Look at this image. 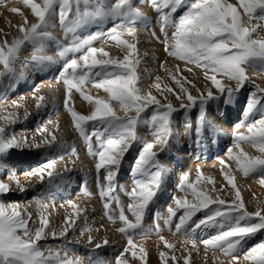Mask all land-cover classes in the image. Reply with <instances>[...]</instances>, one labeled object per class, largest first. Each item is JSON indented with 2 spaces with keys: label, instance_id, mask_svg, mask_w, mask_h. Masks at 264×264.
Segmentation results:
<instances>
[{
  "label": "snow or ice",
  "instance_id": "6c2138e0",
  "mask_svg": "<svg viewBox=\"0 0 264 264\" xmlns=\"http://www.w3.org/2000/svg\"><path fill=\"white\" fill-rule=\"evenodd\" d=\"M149 2L158 14L159 30L162 34V38L160 36L156 38L165 45L168 56L203 70L205 81L203 89L197 87L196 83L187 77L178 78L181 71L179 65L175 66L174 72H170L171 79L179 86L178 91L168 86L161 90L160 77H157V83L151 86L161 91L166 103H162L161 99L153 94L151 87L147 91L141 88L139 74L141 58L136 25L143 23L147 26L149 18L135 6L133 0H43L42 4L35 0H23V4L30 8L37 18L36 22L29 23L20 8H12L13 13L23 17V22L16 26L18 34L11 40L6 38L0 40V65H3L0 78H3L14 74L15 62L25 44L33 45L37 53L43 51L45 42L52 38V33L48 29L54 27L51 21L57 14L66 32H74L78 27L88 24H98L107 18L119 21L108 32V39L115 42L122 55L112 56L104 47H94L92 41L95 36L74 40L71 47H62L59 51L61 58H66L68 53H80L78 58L65 59L59 79L65 85L64 105L71 115L73 125L86 142L89 155L97 158L95 164L97 173L99 174L101 169L106 173L103 182L99 180V175L97 182L100 186V196L105 201L107 218L113 223L118 219L122 226L116 231L127 236V245L117 256L115 264H132L135 260L146 264L147 251L143 246L136 244L134 236L148 234L143 225L144 216L149 205L163 188L167 168L160 163L158 156L159 152L169 146V140L173 135V114L180 109L188 112L198 107L196 134L199 136L205 127L215 129L216 126L207 113L209 102L223 99L226 106L232 105L246 83H251L247 69L252 67L264 72V0H149ZM181 9L185 10L174 19L175 14ZM125 36L127 38H123ZM32 61L36 62L38 67L46 63H55L50 56L35 54ZM186 71L193 73V68L187 67ZM186 84L195 90V95L185 86ZM87 85L97 89V94H91ZM253 87L256 91L250 94L246 105L248 114L255 111L257 105L264 107L261 103L264 99V87L259 85ZM101 90L105 95L99 94ZM34 91L39 92V88H35ZM73 92L79 93L91 106L89 114L85 115L75 110ZM164 92L175 95V99L180 102V109L168 101V97L163 95ZM35 99L38 109L46 106V97L37 96ZM116 105L123 115L118 114ZM13 106L24 107L23 104L16 102H13ZM153 106L154 110L149 115H144ZM133 112L135 115L129 114ZM29 114L25 108L23 119H27ZM0 119L15 124L19 116L17 113H8L0 116ZM141 124L151 125L153 135L151 142L138 135L137 128ZM186 127L191 128V123ZM239 127L241 126L237 125L233 132V147L238 151L233 152L229 149V157L235 162L236 170L242 172L245 177L260 173V183L264 185V115L247 123L246 132H240ZM38 131L42 139L39 141L33 139L29 142L23 136L18 138L15 134L7 135L5 127L0 125V158L6 157L12 149L51 148L57 143L54 132L46 125ZM93 137L96 139V146L92 143ZM134 143H139L141 147L133 162L134 186L131 191L126 192L131 200L127 205V211L134 217L130 219L119 196L114 193L117 187L116 176ZM243 144L256 149L259 155L246 152ZM71 155H78L75 148L71 149ZM59 160H64V156H60ZM72 163L75 165V161ZM224 163L221 160V164ZM6 167L3 159H0V170ZM56 167L57 159H49L32 175L41 181L46 175L51 184L56 176L63 179V176L55 171ZM65 170L71 171L67 168ZM202 178L198 175L195 182H191L187 174L182 177L178 187L186 195L184 198H175L176 207L168 209L169 215L165 219V224L171 228L177 211L183 210L175 224L177 232L187 229L190 222L193 232L202 226L218 228L216 235L203 240L202 243L206 247L219 249L226 256H231V264H236L239 259L235 255L237 250L248 238L264 230V206L258 205L255 211H249L245 207L236 177L231 172L225 171L223 176L227 185L234 190V198L229 200L211 195L213 192L223 190V186L216 187L213 177L203 178L211 186L208 191L198 189ZM14 182L21 192L27 191L19 179H14ZM12 190L11 184L0 181V195H7ZM189 190L191 201L187 199ZM85 193L90 195L86 188ZM113 202L119 205L118 216L114 213ZM68 204L74 210V215L69 214L65 218L64 226L59 233L50 232L53 237L66 238L69 230L75 228L77 218L86 212L83 206L74 201L69 200ZM22 207L17 203L8 206L0 201V264H83L80 257L70 255L67 251L61 254V250L42 249L39 242L46 239L49 234V216L42 213L39 217V226L33 230L28 226L31 214L22 213L20 210ZM39 207L46 209L47 205L40 202ZM202 211L203 218L193 221V217ZM84 218L86 219V216ZM80 231L91 233L92 230L83 228ZM157 231H160L159 225ZM88 243L94 244L90 252L95 253L96 250L109 246L110 241L107 236L97 241L89 235ZM165 246L175 247L167 241ZM192 248H196L195 242ZM128 253L130 259L125 255ZM166 256L165 252L160 253L163 264H167ZM172 259L175 260L176 257L173 256ZM184 259L185 264H188L187 257ZM243 259L250 261L251 264H264V242L253 246ZM95 264H108V261L97 256Z\"/></svg>",
  "mask_w": 264,
  "mask_h": 264
},
{
  "label": "rangeland",
  "instance_id": "374dc122",
  "mask_svg": "<svg viewBox=\"0 0 264 264\" xmlns=\"http://www.w3.org/2000/svg\"><path fill=\"white\" fill-rule=\"evenodd\" d=\"M35 2L42 4L43 0H35ZM133 3L135 4L136 7H139L141 11H143L149 18L147 22V26H145V24L143 23H137L136 25L138 50H139L141 62L144 61L145 66L148 65L147 72L144 75H141V72H139L141 77L140 86L143 90L147 91L152 86V84L156 82L155 79L157 78V76L161 74L160 66L162 65L164 60H161L160 56H158L160 55L158 53V50L159 48L162 47L164 48L165 45L162 44L160 40L156 38L157 36H160L162 38V34L160 33L159 30L160 25L158 23V14L156 13L155 9L153 8L149 0H133ZM12 8H20L24 13V16L27 17L29 23L36 22L37 20V18L32 14L31 9L23 4V0H0V40L5 38L11 40L14 36L18 34L16 26L20 25L23 22V17L17 13H13L11 11ZM58 10L59 9L57 6V12ZM184 10L185 9H181L180 12L176 13L173 18L183 13ZM3 21L5 22L8 21L7 25L4 24ZM51 23L54 25V27L49 28L48 31L52 33V38L45 42L43 51L37 53L33 45L25 44V46L21 50L28 49L32 51V55H30L29 57L24 53L22 54L21 53L22 51H20L19 54L20 59L18 58L17 62H15V65L21 62L20 65L23 66L26 65V67L32 65L33 68L38 70L37 77L34 80H31V78L25 80L24 76L17 77L19 81L17 82V84L18 83L20 84V81H22V83L25 84L22 87L16 84L17 87L14 90H10V91L6 89V87L3 86V83L1 82L0 106L2 111H12V109L15 108L13 106V102L20 100L21 97L27 98L30 101L32 100L36 101L35 97L37 96L45 97L44 84H46L49 81H55L57 79V81L62 85V91L56 90L55 93H53L55 98L52 100V102L46 103L48 107L47 106H45L46 108L41 107L42 110L40 111L39 115H37L36 117L38 118L37 120L40 122L39 127H43L46 125L48 129L54 132L55 136L57 137V143L54 144L51 148H48L49 150L50 149L52 150L49 151L46 157L43 156V158H38L39 157L38 156L37 161L36 160L31 161L27 167L25 166L26 164L24 160L21 159V156H18L16 161L11 162V164H13L11 169L7 166L6 169L0 170V181L4 182L6 180H9V178L19 179L20 182L24 184L25 188L27 189V191L21 192L19 189L13 188V190L9 192L7 195H0V201H2L5 205L8 206H10V203L11 204L17 203L22 205L23 207L20 209L22 213L24 214L31 213V220L29 221L28 226L30 229L33 230L36 227H38L39 217L41 216V214L42 213L48 214L50 221L49 230H48L49 234L47 235L46 239H43L39 242V245L42 249L46 250L51 248L53 250H61V254L67 251L70 255L80 257L81 260L83 261V264H95V259L97 256L103 258L104 260H106V258L109 256V258L112 260H110L108 264H115L117 256L121 252H123V249L127 245V236L116 231L119 236V240L117 242L115 241L110 242L109 246L102 249H98L96 250L95 253H91L90 250L94 248V244L88 243V236L93 234L92 232L81 233L80 231V229L83 228H90L88 224H85L87 222L83 221V218L88 213L87 210L89 208H92V211L94 212L100 211V215L102 214L101 215L102 223L103 222L106 223L107 226H109V228L116 230L118 227L122 225L121 222L117 219V222H115L117 223L116 224L117 227H115V223H113L107 218V210L104 208L105 201L100 196V186L97 182L98 175H99V180L103 182L106 173L103 169H101L98 174L96 172V168H93V165L95 167L97 158H94L91 155H89L88 146L84 141L83 137L75 129L71 115L67 111L64 105L65 85L59 79L60 73L65 63V59L70 60L72 58H78L80 53H68L66 58H61L59 56V51L61 50L62 47H71L74 40H82L90 36H95L96 38L92 41L94 47L97 48L108 47V50L112 56L122 55L121 50L115 45V42L108 39V32L112 27L116 26V24H118L119 21L114 20L112 18H107L98 24H88L85 26L78 27L74 32H66L64 28H62L58 14L52 18ZM253 23H256V21H253ZM123 38H127V37L125 36ZM142 40H143L142 42L143 45L139 46V44H141L140 41ZM142 48L143 49L145 48L147 50L146 51L147 53H145V55L140 54ZM34 54L50 56L53 58L55 63H46L45 65H43L44 67L43 66L38 67L36 62L32 61V57ZM154 62L156 63L154 64ZM47 64H50L51 66ZM158 65L159 67H157ZM49 66L53 68V71H51V73L49 74L50 76L46 74V69L50 68ZM250 69L256 74H259L260 78L257 80H251V83H246L244 89H242L240 94L237 95L235 102L232 105L227 106V111H226L227 113L218 121L219 125L218 123L217 124L215 123L217 129L220 125L223 124L229 125V127H233V128H237V125H240L241 127H239L240 129L238 130H240V132H246L247 123H251L254 120H258L261 118L262 115H264V107H261V105H257V109L253 111L251 114H248L247 112L246 105L250 98V94L256 91L253 85H259L261 87H264V72H261L257 68H252V67L248 68L247 71ZM14 76H16V73L13 74L12 78H16ZM37 87L39 88V92L34 91V89ZM86 87L88 88L91 94L93 95L97 94V89H95L91 85H87ZM153 89L154 88L151 87V91L153 92V94L157 95V97L161 99L162 103H166L167 101H165L161 96V91L158 92V91H154ZM99 94L105 95V93H103L102 90L99 91ZM163 95L168 97V101L171 102L174 101V99L173 100L169 99V97H171L172 95L171 93L164 92ZM172 97H175V95L173 94ZM72 101H73V107L77 112L87 115L91 111V106L80 96L79 93L73 92ZM219 102L221 101H217L216 104ZM261 103L264 104V99H262ZM175 104H177V102L174 103L173 105L177 109H180V105H175ZM210 104L211 102H209L207 106V111ZM49 105L51 106L49 107ZM115 107L118 111V114L123 115V112L119 110V106L116 105ZM154 108L155 106L149 108L147 113L144 115L146 116L149 115L154 110ZM196 109L197 108H193L188 112H184L183 109H180L179 111L174 113L173 125H172L173 129L175 127L174 123L176 120V117L174 116L177 115L178 118L179 115L178 118L179 120L177 122L178 123L177 126L179 127L180 126L179 122L182 121L180 117L182 118L187 114L188 118L189 117L193 118ZM129 114L135 115L134 112ZM57 117H60L61 119L57 120ZM4 127L6 129V132H8V134H16L17 131L22 130V125L20 123L16 125L12 124L11 127H8V125L7 126L5 125ZM89 131H91V125H89ZM234 131L235 130H232L230 132L231 134H229V139L225 141L224 146L219 147L216 153L215 152L212 154L206 153L194 159L195 161L194 164L200 165L196 172L188 171L189 166L187 161L185 162L181 161V159L185 160L187 157L193 155L194 152H189L186 155H184L183 151L186 149L184 145V147L181 148L177 153H174L173 152L174 149L172 145L174 139H172V136L169 140V146L164 151L159 152V156H158L159 161L167 168V174L165 175L163 188L158 194V196L154 199V201L149 205V208L144 216L143 225L145 231L148 234L146 236H142V235L134 236V240L136 244L138 246H143L146 249L147 257L148 259H150V261H152V264L155 263L163 264V261L160 260L161 252H165L167 254L166 256L167 264H185L184 258L189 257L191 254H197L199 259L212 260L214 264H231L232 262L231 256H226L219 249L206 247L202 243L203 240L208 239L213 235H216L219 231L218 228H214V227L205 228L202 226L200 228L201 230H198L197 232L196 231L193 232L191 231V227H192L191 225V227L189 228L190 230L181 229L180 232H177V230H175L176 227L173 226L174 228L173 231L175 232V234H172L174 233L172 232L169 235L172 226L171 228H169L168 226L167 227L165 226L166 228L164 227V224L160 220L161 218L160 212L157 209L158 206L161 205L164 211L165 210L168 211L167 208H169L168 206L170 204V199H172L174 196L175 198L185 197L186 194L182 192L178 186L182 182V177L186 174L189 176L191 182H195L198 175H201L203 178H207V177L215 178L216 187L220 188L221 186H223V190L219 192H213L211 193V195H213V197L219 196V198L221 199H226V200L231 199V195H233L234 193L232 192L233 190L231 189L230 185H227V182L224 181L223 179L224 172L228 171L231 172L233 175H235L237 183L241 177H244L242 172L236 170L235 162L231 160L229 157V149H231L233 152L238 151V149L233 147L234 136L232 132ZM137 132L138 135L141 136L143 139L149 142L152 141L153 135L150 124L139 125L137 128ZM217 134L218 135H216V137H208V135L206 134V127H205V129L199 134V136L196 134V130L195 131L192 130L190 133L189 140L191 142H196L197 140H199L201 141V143L203 142L208 143L209 141L215 140L218 146L219 145L221 146L220 143L221 136L219 134V131ZM92 143L94 146H96L95 137H93ZM247 146L251 147L248 144L242 145L244 150L246 149ZM140 147L141 145L139 143L133 144L132 149L124 158V161L119 170V174L116 176L117 187L115 189L114 194L119 196L120 201L125 206L126 215H128L130 219H134V217H132L131 212L127 211V205L131 203V200L129 196L126 195V192L131 191V189L134 186V178L132 174L133 162L139 153ZM72 148L76 149L78 155L76 156L71 155ZM181 151L183 152L182 155L180 154ZM60 156H64V160H59ZM10 159H11L10 156H6L4 157L3 161L4 163L6 162L5 164L7 165V161H9ZM49 159H57V167L55 171L57 173H60L63 176V179H61L60 176H56L51 184L49 183V179L47 178L46 175L43 181H41L38 177L36 178L27 177V180L29 181H26V179H24L25 173L35 172L40 165L44 164ZM221 160H223L225 163L221 164ZM73 161H75V165H73L72 163ZM66 168L71 169V171H66L65 170ZM95 173H97L96 176ZM219 176L221 178H219ZM258 177L249 178L248 176V178L246 177V179L248 180V183H250L253 180L260 181L261 176ZM203 178L201 180V184L198 185L197 187L198 189L208 191V189L211 186L208 185L206 183V179ZM85 188L87 189V192L90 193V195L85 193ZM172 189L174 190L178 189V192L174 194V190ZM165 191L168 192L166 193ZM162 194L163 195L165 194L164 195L165 198L163 197ZM160 196L164 198V199L162 198L163 199L162 201L164 202L163 203L161 201L162 204H159V200H161ZM166 196H168V199ZM187 199L189 201L192 200V196L190 195V190H189V194L187 195ZM69 200L74 201L75 203L83 206L86 209V212H84L82 216L77 218L75 228L69 230L66 238H61L59 236L53 237L50 234V232L55 231L59 233L62 230V227L64 226L65 218L69 214L74 215V210L68 204ZM40 202L47 205V208L41 209L39 207ZM60 202L63 203L64 206L63 208H61ZM112 207L114 213L118 216L119 205L113 202ZM181 212H183V210L177 211V217L174 218L175 220L174 222H172V224L173 223L176 224L178 222V218ZM203 216H204V212L202 211L200 213H197V215L193 217V220L195 219L194 221H197L198 219L203 218ZM35 217H37L38 219L37 221ZM154 223L156 224V226L152 225ZM157 225H159L160 231H157ZM261 232H264V230H262ZM261 232H258L254 236L250 237L251 240H246V242L237 250L235 255L238 256L239 259L237 260L236 264H251L250 261H245L243 257L245 254L248 253V251L253 246L261 243L260 241L261 239H263L262 235L264 234V233L261 234ZM177 234L179 235L177 236ZM161 236L163 237V239H161ZM103 237L104 234L101 235V238ZM181 237L183 238V240L180 241L178 238L181 239ZM68 241H70L71 243H67ZM165 241H167L171 245H175V247L174 248L166 247ZM193 242H195L196 248H192ZM189 252L191 253L190 255ZM125 255L129 259L131 258L130 253ZM173 256L176 257L175 260L172 259ZM204 256L206 257L204 258ZM199 262L201 264H207L205 262L203 263V261L201 260ZM213 263H209V264H213ZM132 264H142V262L139 260H135L132 261Z\"/></svg>",
  "mask_w": 264,
  "mask_h": 264
},
{
  "label": "bare ground",
  "instance_id": "6f19581e",
  "mask_svg": "<svg viewBox=\"0 0 264 264\" xmlns=\"http://www.w3.org/2000/svg\"><path fill=\"white\" fill-rule=\"evenodd\" d=\"M178 17H179V15L176 16L174 19H176ZM7 22L3 21V23L6 24V25H7ZM8 24H11V23H8ZM171 31L172 30L170 29L169 30V34L170 35H171ZM144 36H145V33H144ZM142 42H143V40L140 41L141 44H139V46L143 45ZM153 45H155V44H153ZM105 49L108 50V47H106ZM144 49L143 48L141 49L142 50L141 53H140L141 55H145V53H147L146 52L147 50L146 49L144 50ZM21 51H22L21 52L22 54L24 53L25 55H27L29 57H30V55H32V51H30L28 49H24V50H21ZM158 53L160 54L158 56H160L161 60H164V62L160 66V70H161L160 72H161V74L159 76H157V77H160L159 83L161 84V90H163V88L165 86H168V87H173L175 91H178L179 86L175 84V82L171 79V75H170V72H174L175 66H177V65H179V68L181 70L180 73H179V75H178V78H180V77H187L189 80H193L196 83L197 87H200V88L203 89L204 84H205V81L203 79V70L202 69L196 68L194 65H186L183 61H180L178 59H175V58H172V57L168 56L167 55V52L165 51V47L164 48L163 47L162 48H159ZM158 56H156V57H158ZM142 60H145V59H142ZM165 61L167 63H165ZM20 63L21 62H19L16 65H14L15 66V72H14V74L16 73V76H14V77H16V78H12L13 75L4 76L3 78H0V83L2 82L3 83V86H5L6 89H8L9 91L10 90H14L17 87V85H19L21 87L24 86L25 83H22V81H20V84L19 83L17 84V82H19L18 79H17V77L24 76L25 77L24 78L25 80H27L29 78H31V80H34L37 77L38 70H36L35 68H33L32 65L26 67V65L23 66V65H20ZM144 63L145 62L142 61L141 62V65L139 66L140 69H141V70L139 69L140 70L139 72H141V75H144L147 72L148 65L145 66ZM155 63L156 62H154V64ZM47 65H50V64H47ZM157 67H159V65ZM187 67H192L193 68V73L187 72L186 71V68ZM2 70H3V65H0V71H2ZM51 71H53V68H51V67L48 68V69H46V74L49 75L51 73ZM247 74L251 78V80H257V79L260 78V75L259 74H256L253 71H251V69L247 71ZM155 83H157V80H156ZM155 83H153L152 86ZM185 86L186 87H189L190 90L193 92L194 95L196 94L195 90L191 89V86L190 85H187L186 84ZM44 87H45L44 88L45 89L44 93H45V97H46V101L47 102H52L53 96H54L53 93H55L56 90L57 91H62V85L57 81V79L55 81H49V82H47L46 84H44ZM153 88H154L153 89L154 91H158V90L155 89V87H153ZM172 95H171V97H169L170 100H173L174 99L175 102L172 101V103L173 102L174 103L177 102V104H175V105H180V102L178 100H176L175 97H172ZM16 104H23L24 107L23 108H16L15 107L14 109H12V111H2L1 106H0V116L8 115V113H17L18 116H19V119L17 120V122L15 123V125L18 124V123H20L22 125V130L17 131L15 135L18 138L21 137V136L26 137L29 140V142H31L33 139H35L37 141H39L40 139H42V135L38 131V129L41 128V127H39L40 126L39 125L40 122L37 120L38 118H36L37 115H39V113H40V111L42 109L41 108H39V109L37 108V101H35V100L30 101L27 98L21 97L20 100H17L16 101ZM50 106L51 105H49V107ZM25 108L30 113L27 119H23ZM44 108H46V107L44 106ZM226 111H227V106L223 103V99H222L221 102H219L217 104H216V102H211V104L209 105V108H208L207 113H208V116L211 118L212 123L215 125V123L217 124L218 121L223 116L226 115V113H227ZM198 112H199V109L197 107L196 112L194 113V117L193 118H190V117L188 118L187 114L185 113L186 114L185 116H183L182 118L180 117V119H182V121L179 122L180 123V126L179 127L177 126V124H178L177 122L179 120L178 119L179 118V115H178V118H177V115L174 116V117H176V120H175V123H174L175 124V127L173 129V135H172V139H174L173 140L174 142L172 144L173 145V149H174L173 152L174 153H177L181 148L184 147V145L186 147V149L183 151L184 152V155H186L189 152H194L193 155H191L190 157H187L185 160L184 159L183 160L181 159V161H184V162L187 161L188 166H189L188 167V171H191V172H196L198 170L199 166H200L199 164L198 165H195L194 164V162H195L194 159L195 158L200 157V156H202L203 154H206V153H209V154H212L214 152L216 153L217 150L219 149V147L224 146L225 141L227 139H229V134H231L230 132L232 130H236L237 129V128L229 127V125H226V124L220 125L218 127V129H220L219 134L221 136V141H220L221 146L220 145L218 146V144L215 142V140L214 141H209L208 143H205V142L201 143V141H199V140H197L196 142H191L189 140L190 133H191L192 130H194V131L196 130L195 127H197ZM59 119H61V118L60 117H57V120H59ZM189 123H191V128H187L186 127V125L189 124ZM0 125H2L3 127L5 125L6 126L8 125V127H11L12 126V124H10L7 120H2V119H0ZM218 125H219V123H218ZM216 127H215V129L214 128H211V127H206V134L208 135V137H216V135H218L217 134L218 131L216 130L217 129ZM6 133H7V135H12V134H8V132H6ZM50 150H52V149H50ZM50 150L48 148H44V147L39 148V149H37V148L27 149L26 148L24 150L12 149V150H10L9 154L7 155V156H10L11 157V159L9 161H7V166L11 169L12 166H13V164H11V162L16 161L17 160V157L18 156H21V159L24 160V162L26 164L25 166L27 167L28 164L31 161H35V160L37 161V157L38 156H39L38 158H43V156L46 157ZM245 150L248 153H250L251 155H259V153L254 148H251V147H248L247 146ZM183 152L181 151L180 154L182 155ZM3 159H4V157H3ZM91 162H92V160H91ZM93 168H95L94 165H93ZM32 173L33 172H27V173H25V175H24L25 178L24 179H26V181H29V180H27V177H29V178H36L37 176L32 175ZM96 175H97V173H95V176ZM258 176H261V174L260 173H255V174L250 175L249 178L250 177L251 178H257ZM219 178H221V177L219 176ZM14 179L15 178H9V180L4 181V183L11 184L12 185V188L19 189V188L16 187L15 182H14ZM237 185H238V187L241 190L242 197H243V200H244V203H245V207L249 211H255L258 205L264 206V185H262L259 180L258 181L253 180L252 182L248 183V180L244 176V177H241L239 179ZM172 190H174V189H172ZM176 192H178V189H175L174 190V194ZM232 192L234 193V190ZM164 195H163V197H164ZM163 197L160 196V199L161 200H159V204H162V202H163L162 200L165 198V197L164 198ZM166 197L168 199V196H166ZM232 198H234V194L231 195V199ZM10 205H11V203H10ZM60 206H61V208L64 207L62 202H60ZM168 207L169 208L170 207H175V196L172 199H170V204H169ZM169 208H167V209H169ZM157 210L160 212V215H161L160 220L164 224V227L165 226L167 227V225L165 224V219L168 217L169 212L166 211V210L164 211V209H163V207L161 205L158 206V209ZM87 211H88V213L85 215L86 216V219L83 218L84 216L82 218H83V221L84 222H87L85 224H88L89 225L90 229L92 230L91 231L92 234H93L92 236H94V238L97 241L101 239V235H103V234H104V237L107 236V238L109 239L110 242H114V241L117 242L119 240V236H118V233L116 232V230L109 228V226H107L106 223H104V222L102 223V216H101L102 214L100 215V211L94 212V211H92V208H89ZM181 213H180V215H181ZM35 218H36V221H37L38 220L37 217H35ZM103 218H104V216H103ZM174 220L175 219H173V222H174ZM154 221H155V219H154ZM176 221H177V219H176ZM116 224L117 223H115V227H117ZM154 224H152V225L153 226H156V224L155 225ZM101 225H103V227H101ZM191 225L192 224L190 222V224H189V226L187 228L188 230H190L189 228L191 227ZM38 226H39V224H38ZM173 226L175 227V224L174 223L172 224V229L169 232V235H170V233L174 232L173 231L174 230ZM198 230H201V229H196L195 231L197 232ZM263 233L264 232H261V234H263ZM172 234H175V232L172 233ZM178 235L179 234H177V236ZM262 236H263L262 237L263 239H261L260 242H264V234ZM169 238H171V237H169ZM178 239L180 241L183 240L182 237H181V239L180 238H178ZM247 240H251V238H248ZM179 257H181V256H179ZM205 257L206 256H204V258ZM187 258H188L187 259L188 264H199L200 263L199 262L200 260L203 261V263L205 262L207 264L213 263L212 260H209V259H199L198 256H197V254H191ZM106 260L109 263L110 260H112V259H110L109 256H108L106 258ZM146 263L152 264V261H150V259H148V257H147L146 258ZM155 264H157V263H155Z\"/></svg>",
  "mask_w": 264,
  "mask_h": 264
}]
</instances>
